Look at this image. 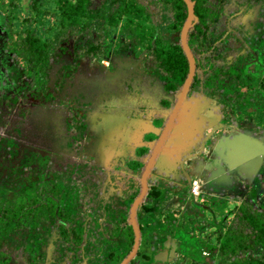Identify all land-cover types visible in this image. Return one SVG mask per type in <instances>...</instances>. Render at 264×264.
I'll return each mask as SVG.
<instances>
[{
  "label": "rangeland",
  "instance_id": "374dc122",
  "mask_svg": "<svg viewBox=\"0 0 264 264\" xmlns=\"http://www.w3.org/2000/svg\"><path fill=\"white\" fill-rule=\"evenodd\" d=\"M3 1H9L12 4L13 3H19L21 6L26 7L27 4L29 3L28 0H3ZM14 1V2H12ZM254 1V0H253ZM202 0L198 1V14H201L200 11V6H201ZM1 4V3H0ZM122 4V0H89L88 3H86L85 7L83 8V15L87 16L88 18L97 21V22H102V23H107L111 25L116 26V22H119L120 16H116L120 10ZM156 7V6H155ZM154 7V8H155ZM17 12H19L16 8H14ZM150 13L153 11L156 12L155 9L152 7L150 8ZM25 13V9L23 10ZM140 14V12H139ZM157 14V12L155 13ZM110 17L114 21L112 22L109 21ZM150 17V15L145 11L144 14L140 17V19ZM136 18V15L132 16V19ZM137 18H139V15H137ZM158 20V17L156 18ZM166 19L164 18V21ZM13 23V22H12ZM174 24V22H173ZM171 25L169 28V32L176 33L179 31V26L178 25ZM140 27L143 28L146 33V28L150 27L152 28V25L150 22H141ZM132 27H135L134 29L136 31H142L140 29H136L138 27V24ZM132 31L129 33L130 36H136L138 37L139 40L142 42H147V35L143 36L140 33ZM192 31V28H191ZM7 33V28L2 26L0 24V43L3 37ZM135 33V34H134ZM81 39L84 42H88L89 37L87 35L81 36L79 33H67L61 40V47L63 49H66L65 54H63L62 58L60 59V62H52L51 64V70H50V78L55 80L57 76L59 75V69L60 67L64 64H70L71 66L77 65V69L72 76L71 79L66 83L64 88L60 91V93H56L54 91V94L57 96V101L58 100H65V102L70 101L73 103L70 104L72 107H69V111L66 108H62L60 106L52 105V104H46L45 101H41L39 105L38 102L34 98H20L21 92L17 91L16 96H11L7 99H4L5 96L8 95V92L5 90L6 86H8L9 81L11 79L10 77V72L8 70V67H5L3 65V61L1 59V55L4 52L2 46L0 45V144L4 146L5 144L3 143L4 139L7 138H12L16 144L19 145L20 150L19 153V160H16L15 158H12L9 160V155L7 152L3 151V148L0 149V167L1 165L4 166H11L15 168L11 176H8V178H12L14 176L19 177L21 180H26L32 186L34 189L37 184L38 180L33 177L32 175L26 173L24 170L26 168V164L20 159H22V153L23 150L27 154V156L30 155L29 151L30 150H36L39 149V151H46L48 153L52 152V148L55 149L59 146L60 143L64 142V140L61 138V136L67 135L65 131V123L68 122L69 117H75V115L83 116L84 115V120L86 122V126L88 128L91 126L97 127V129L100 128L101 132H96V135L92 142L88 146V150L86 154L88 155H96L99 154V147L100 146H105V155L108 158L113 157L115 155V159H122L124 156L113 152L110 150L113 148L111 145L113 143H121L124 140H130V137L128 135V131L131 129L137 131L138 133H141L143 131L149 130V128H142V123L136 118L135 120L133 118L128 117L127 111H124L123 109L129 108L132 106L137 107L138 104L140 103H134L131 99L128 100V102H124L122 105H124L122 108L123 112H118L120 103H117L118 99H115L116 97H123L125 95V92L123 90V84L125 85L126 90L130 88L131 83L133 82V79L135 80V84L133 85V89L135 93L142 94H148L150 98L149 102V107H150V116L153 118H159L160 115L159 113L161 112L160 108L158 107V103H154V99L158 100L160 96V89L161 85L158 86L160 83L159 81H154L153 77L146 78L142 74L141 68L139 67V64H141V60L137 61L131 60L127 58V60L124 61V64H120L122 67H117V70L114 71L113 67L110 69L114 63L117 62V56L114 53V50L110 51L109 59L107 61H103L102 65H99L97 63H90L88 60H84L82 62L75 61L74 58L78 56L79 50L76 49V45L78 42H80ZM146 40V41H145ZM159 44V43H158ZM151 45H153V42H151ZM167 46L166 44L160 45L162 49ZM264 46V42L262 44ZM153 47V46H152ZM160 49V48H159ZM161 50V49H160ZM158 53H163L161 51H157L154 54L157 55ZM101 54V53H98ZM10 57L9 59V64L14 63L15 65V59L14 55L10 54L7 55ZM151 60V58H150ZM118 64V63H117ZM111 65V66H110ZM115 67V66H114ZM125 67L129 68V71H125ZM189 70V69H188ZM73 71V70H70ZM197 78L201 79V72L200 70H197ZM126 76V78L123 77V79L120 80L121 76ZM24 80V79H23ZM176 80L178 83H181L182 79L180 77H177ZM185 81V79H184ZM10 84L13 85V81H10ZM129 85V87H127ZM157 87L159 89L157 90ZM172 87V86H171ZM173 92L177 88L172 87ZM256 89L252 91V94H254ZM171 90H167V92H170ZM179 91V90H178ZM177 91V92H178ZM262 95V94H261ZM264 96V92H263ZM18 98V99H17ZM139 98H143L140 96ZM17 99V102H14V100ZM232 100L236 101L234 98H231ZM4 100V101H3ZM68 103V104H69ZM135 104V105H133ZM167 104L169 106L168 102H163V106L167 107ZM263 102L261 98L259 97V103L258 105L260 107L263 106ZM171 105V104H170ZM147 115V111L145 113V116ZM71 120V119H70ZM197 120V119H194ZM194 120H192L194 122ZM74 121V120H71ZM143 121V120H141ZM198 121V120H197ZM159 122L157 121L155 124L157 125ZM261 128L264 129V119H262V122H260L259 125H261ZM196 128V126H194ZM231 127V126H230ZM197 129V128H196ZM201 133L198 131L194 130L193 136L190 138L186 134L178 133V136H176L173 131L170 139L167 141V148L163 150V153H167L168 156L167 158H163V160L170 161L168 162V165H163L165 166L164 168H160L162 165L158 164L157 167L155 168L156 174L160 175V180L158 184H164L166 185L167 182L170 181V178L168 176H172V186H175L177 184H181L184 182L185 174L179 175V164L186 161L190 157H198V155L192 151L195 148V144L198 142L200 144V147L203 143V138H201L199 141L196 139L205 136L210 132L211 129L208 128H203L201 126ZM235 132H237V129H233ZM111 131H113L111 133ZM160 131V129H159ZM262 130H260L261 132ZM264 132V131H263ZM158 133V132H157ZM264 137V133L261 134ZM252 137H259V136H253V135H247L245 134L244 136L241 135H235L229 138L230 141L232 140H237L241 138V142H246V143H252L254 142ZM247 137V138H246ZM68 138V137H67ZM248 140V141H247ZM196 141V142H195ZM252 141V142H251ZM259 141V140H258ZM137 142V141H136ZM177 142V147H175V143ZM135 143V142H134ZM136 144V143H135ZM179 148V149H176ZM233 148V147H231ZM91 150L93 152H91ZM57 152H59V158L61 159H56L55 161L58 164H63L65 163L64 159H72L75 157V153L73 151H68L67 149L63 151L62 149H59ZM194 153V154H192ZM208 151L202 150V154H207ZM141 154V152L139 153ZM192 154V155H191ZM191 155V156H190ZM25 156V155H24ZM23 156V157H24ZM28 158V157H25ZM24 158V161H26ZM200 159L206 160L209 159L207 156L203 155L200 157ZM244 160V159H243ZM177 161H180L179 163ZM249 161V159H248ZM242 162V161H241ZM249 163V164H248ZM182 165V164H181ZM180 165V166H181ZM243 167L239 171L236 170L233 172L231 176H229L228 172H225V176H229L227 180V183L230 184L231 186H234V188L229 189V190H224V194H217L218 196H213L212 198H208L207 201L209 203H214L210 204L214 210V220L218 223L225 222L228 223L231 226H234V229H237L239 226V221H238V216L240 213L244 214L245 212V206L241 205L236 212L233 211L235 206H238L240 203H242L243 196V185L241 183L240 178L243 177L244 181L245 177L248 173L252 172L254 177L261 181V185H257L254 190L250 192V195L253 197H257V194H264V159L260 165H256V163L253 161L250 162H244L242 164ZM257 166V167H256ZM136 165H131V168L134 169ZM19 169H22L23 172H20ZM160 169V170H159ZM164 171H163V170ZM185 169H190V168H185ZM141 172V171H140ZM241 172V173H240ZM3 173L6 174V171L3 170ZM186 173V171L184 172ZM238 174L240 176H238ZM221 175V174H220ZM188 178L190 179V174L187 173ZM235 178V179H234ZM126 186L129 185L128 181L129 178L124 177ZM163 181H162V180ZM255 179V180H256ZM237 180V181H235ZM136 185H138V189H140V174L139 177L135 179ZM263 182V183H262ZM232 183V184H231ZM254 184V183H253ZM192 186V184H190ZM132 187V185H129ZM237 186V187H235ZM190 187V186H189ZM129 190V188H128ZM121 196L122 194H116ZM176 195V194H173ZM184 195V198L188 199L187 196L189 195ZM211 195H216V194H211ZM74 194L72 195V197ZM105 197L106 200V195H100ZM71 197V198H72ZM246 197V194H244V198ZM101 198H98L100 200ZM133 200V199H132ZM227 202L224 204V206L221 207L222 202ZM264 201V200H263ZM245 202V201H244ZM251 203V202H249ZM244 204V203H243ZM100 212L101 207L100 205H96ZM250 206V212L255 213V212H262V209H260L259 205H249ZM177 206L174 207L176 209ZM180 208V207H178ZM180 210V209H178ZM177 210V211H178ZM238 211L240 213H238ZM143 217L139 219V223L141 226V230L143 232V240L145 241L148 237V232L150 229L148 228V222L153 223L152 219L149 217V221L147 218H145L146 213L141 212ZM207 214L209 215L208 211L206 212V217ZM211 216V215H210ZM240 217V216H239ZM208 218V217H207ZM212 218V217H211ZM1 226V225H0ZM221 226L220 228H222ZM153 228V227H152ZM239 228V227H238ZM214 230V229H213ZM235 231V230H234ZM218 232H210L208 229L207 232L203 233L201 236H198V239H194L192 237H188L184 234L182 230H179L176 235V241H180V246L181 250H183L184 253H189L190 250H196L194 252V255H199L200 254V249H202L201 246L207 245L205 242L207 238L211 241V237L209 236H217ZM51 237L49 238L48 243L50 242ZM180 239V240H179ZM10 241H3L0 240V246L3 251L8 253L12 260L10 264H26L27 258L26 254L22 249H17L14 247V243ZM47 245L45 246V248ZM44 248V249H45ZM62 251H65V248H62ZM169 251V248H168ZM63 257H65V260H54L53 256L49 259V262L47 264H70L71 262L68 261L69 257L71 256L70 253H65L62 254ZM202 260V259H200ZM56 261V262H55ZM219 263V260H217ZM55 262V263H54ZM70 262V263H68ZM217 263V264H218ZM77 264V263H75ZM88 264H94L93 257L91 256L90 260H88ZM191 264V263H190ZM204 264V263H203Z\"/></svg>",
  "mask_w": 264,
  "mask_h": 264
},
{
  "label": "flooded vegetation",
  "instance_id": "af4514ba",
  "mask_svg": "<svg viewBox=\"0 0 264 264\" xmlns=\"http://www.w3.org/2000/svg\"><path fill=\"white\" fill-rule=\"evenodd\" d=\"M191 1L194 2L193 11H194V15L196 16L197 20H196V22L193 21L192 31L190 30V32L188 33V45H189V48H190V50L194 56L195 67H196V72H197L198 67H199V63H198L196 54H194V49L192 47L193 42H192V45L189 43V34L191 32L195 33V35L200 34L199 31H197V32L194 31V27H196L197 24H200L201 18L198 15V8H199L198 1L199 0H191ZM212 1L213 0H206V2L203 3V6L205 7V9H207V11L209 13L211 11V13L213 12L212 14L215 15L216 11L214 10V7L212 5V3H213ZM12 2H14V1H12ZM139 2L142 4V6L144 5L146 7L148 14H150V18H151V22H152L153 26H156V25L158 26L157 35H156L158 38L154 36V38L151 40V42L154 43L156 40L157 45L166 44V45H179L180 46V44H181L180 33H181L182 27H181L180 31L178 32L177 36L174 35V33L167 34V32H161V30L163 28L168 27L169 22H170V25H172L173 22L175 23L174 20L172 21L174 10H175L173 8L172 4L166 5L164 0H142V1L139 0ZM182 2H183V0H182ZM0 3H1L0 4V24H2V26L7 28V33H6L7 35H5L3 37V39L1 40V43H0V45L2 46V48L5 52L1 55V59L3 61V65L5 67H8V70L10 72V77H11L10 81L12 80L14 83L13 85H11L10 81H9L8 86H6L5 90L8 92L7 97L9 98L11 96H16L17 91H20L21 92L20 98H23V99H26L27 97L28 98H34L38 102L39 105H41L40 104L41 101H43V102L45 101L46 104H52V105L56 104V106L66 108L69 111L68 108L72 107V105H70L69 102H65V100H63V99L57 101V96H56V94H54V91H56V93H60V91L64 88V86L69 81V79H71L72 76L74 75V73L77 69V65L71 66L70 64H64L63 63V65L59 69V72H58L59 75L57 76V78L55 80L50 78V73H49L51 70L52 62H54V61L60 62V59L62 58L63 54H65V52H66V49H63L60 46L62 38L59 39V41L56 45V50H54L50 56L51 59L49 60L48 67L47 68L42 67L43 72L46 71V74L43 75L44 76L43 77L44 78V80H43L44 84H38L35 82L32 84V82H33L32 77L26 78L23 76V77H21L20 80L19 79L15 80V78H13L12 76L14 74H16V72L12 69L16 68V69H18V71H22V66H21V61H20L19 55L15 54V52H13L11 50L10 46H11V43L13 41H16L17 36H18L17 35L18 30H14V29H16V27H15L14 23L12 24V21H10L9 16L7 14V11L9 8H13L12 6H16V9L19 11V12L16 11L17 16L23 18L24 17L23 15H25V13L23 12L24 9L22 8L21 4H19V3H13L12 4L9 1H3V0H0ZM184 5H185L186 17H187V7H186L185 3H184ZM151 7L156 10L157 14H155L156 13L155 11L150 13L149 10ZM26 8H27V6L25 7V10H26ZM166 11H168V13ZM163 12L166 15H169V19H168L167 23L162 21ZM157 17H158V20H156ZM186 17H185V20H186ZM83 19H84V21L89 22L91 24L90 31L77 32L76 30H72L70 32H67V33H74V35L76 33H79L81 36L87 35L89 37L88 42H84L81 39H79L80 42H78V44L76 45V49L79 50L80 52H79L78 56H76V58H74L75 61L82 62L84 60H88V62H90V63L92 62V63H97L99 65H102L103 61H107L109 59V55H110L109 52L111 50L112 51L114 50L115 55L118 54L119 57H122L125 60H127V57H123V54L126 52L129 53V55L133 56V58L131 56L128 57L131 60L130 62H132L133 60H136V59H137V61L141 60L140 65L144 67V77L150 78V79H151V77H153L154 81L160 82L158 84V86L161 85L159 99L161 98L162 102L164 101V102L169 103V106L167 104V107H165V109H166L164 111L165 115L163 117L161 116L160 121L156 120L159 122V124L157 123V127H159L160 133H161V130H163L166 122L168 121V114L167 113L171 110L173 105L176 103L175 95L179 92L178 90H180L182 84L184 83V80L180 81L181 83H178V81L175 78L174 79L171 78V76L161 68L162 65L159 64V59L155 58L152 51L150 50V47H149L150 43H149V37L148 36H147V42H142L141 40L138 39V37L136 35L130 36L129 35L130 32L127 29L123 30L122 29V27H123L122 23L116 22V26L115 25H109L107 23L94 21V20L88 18V15L83 16ZM185 20H184V22H185ZM184 22H183L182 26L184 25ZM109 28L114 29L116 31V33L112 35L113 43L111 44V46H105V43H103V42H104V40H107V39L104 38V36H105L104 33H106V34L109 33L110 32ZM161 34H162V36L160 37L159 35H161ZM91 44L96 46L94 53H88V46ZM180 48H181V46H180ZM255 49H257L258 54H260L261 49H259V47H257V46L255 47ZM181 50H182V48H181ZM98 53H101V54H98ZM182 53H183V51H182ZM10 54L14 55L15 65H14V63L9 64L10 57L7 55H10ZM183 55H184V53H183ZM150 58H151V60H150ZM185 59H186V57H185ZM186 61H187V59H186ZM78 64H79V62H78ZM187 64H188V61H187ZM114 65H117V64L114 63ZM114 65H112V66L110 65L111 66L110 69L112 67H114ZM188 69H189V64H188ZM70 70H73V71H70ZM196 72H195V75L193 78V82L190 86L189 92L187 93V96H190L191 90L192 89L194 90L197 87L196 83L198 81V78H197ZM238 74L241 76V74L239 72H238ZM254 74L260 75L258 72L257 73L255 72ZM26 82L31 85V88H32L31 91L23 86ZM133 85L134 84L132 82L130 87L131 86L133 87ZM19 86H21V88ZM128 86L129 85H127V87ZM171 86L174 88H177L176 93H175V91L173 92V89ZM158 89H159V87H157V90ZM167 90H171V91L166 92ZM252 90H254V89H252ZM164 92L168 93V95H170V94L173 95L172 100L171 99L169 100L168 98L162 99V97H163L162 94ZM138 94L139 93H137L134 96V100L136 98H138ZM14 102H17V100H15ZM262 102L264 103V98L262 99ZM260 111H261V113L264 111V104L262 107H260ZM72 116L69 117L68 122H66L65 126H64L66 134H67V135L61 136V138L64 140V142L60 143L57 148H55V149L52 148V150H51L52 152H50V153H48L46 151H39V149H37V151L36 150H30L29 151V153L32 152V155H33L31 162H30V167H33V170H35V168L39 164H42V166L40 165V169L36 173L37 176L35 178H37L38 184L35 187V189L39 190L43 186V181H45L48 196H50L54 200L56 198V196L54 194H56V192L58 190H61L62 192H60V194H65L67 196V199L68 198L70 199V201L68 200L70 203V205L68 207L70 209H72L71 216H70L69 220H66V216L62 217L61 215H59L58 210L56 209L54 211V214L48 215L45 223L41 222L40 225H38L39 227L36 229V231L40 230V227H42V226L46 227L48 229V231L51 233V235L54 231L55 236L65 238L61 245H62V248H65L66 251H69L68 250L69 245L72 246L75 244V239L78 237L79 234L82 235V238H83L82 241L83 242L92 243L93 245H97V246L99 244L101 245V243H104L107 245L109 243L108 242L106 243V238H105V236H103V233H100L98 235V237H96L95 236L96 234H94V233L91 234V231L97 229L100 232H102V230L107 232V230H109V231H112V233H115V237L118 238L120 235V232H122L121 230L126 232V231H128V228H129L130 231L132 232V235H133L132 242H130L128 237H126V233H125V235L120 236L122 238L121 245L123 247V250L126 247V245L129 244V251L125 255V257L122 259V261H123L129 255L131 250L133 249V246L135 243L134 242L135 236H134L133 228L131 226H129V224H127L126 222H124L126 224L125 226H124L123 221L121 222V219H122L121 214L124 212V211H122L119 215V212L121 211L120 210L121 200H122V198H124L122 201V204H124V203L126 204V202L130 199V197H132V199L134 200L139 194H122L121 196L116 195V194H104V195H106V198L108 200H106L105 197L102 198V196H100L103 194H85V190H84V187L82 184L84 182V170L87 167L88 168L91 167L93 172L97 173L100 169L93 162L94 154H92V155L88 154L87 155L86 152L88 150L89 144L94 139L96 132H101V131H100V128L97 129V127H94L95 125L91 126V127L88 126V128H87L86 122L84 120V118H85L84 115L79 116L77 114V115H75V117H72ZM70 119L74 120V121H71ZM196 122L201 123L200 121L195 120V123ZM191 123L194 124V122H191ZM194 125H196V124H194ZM159 129L156 130V132L152 136L147 135L145 137V140H148L149 142H151L148 144V147L145 148V149H147V154L148 153L151 154V151H152L151 146H155L157 141L159 140L160 134L158 135V133H157V132H159ZM201 138H203V144L206 145L207 142L209 141V140H207L206 133H205V136L199 137V140ZM7 139H11L15 145L10 146V147H4V149L6 150L7 153H8L9 149L14 150L15 154H12V155L15 156L16 160H18L19 153H20V152H18L20 150L19 145L16 144V142L12 138H7ZM166 144L167 143L165 140L164 143H162V148L160 149V153L156 159L155 164L157 163V164L166 166V165H168V162H170L167 160H165V161L163 160V158H167V156H168L167 153H165V154L163 153V150L167 148ZM59 149H62L63 151H65L66 149L68 151H73L75 153V157H73L72 159L65 158L64 159L65 163L58 164L55 160L60 157L59 152H57ZM5 150H3V151H5ZM192 151H194L197 155H200V154H201L200 156L204 155V154H202V150H201L200 144L198 142L195 144V148ZM91 152H93V151L91 150ZM192 154H194V153H192ZM22 155L27 156V154L24 152V150H23ZM59 159H61V158H59ZM199 159H200V157L199 158L190 157L186 161L183 162L184 165L182 163L179 164V165H181V164L183 165L181 167L182 171L179 172V174L180 175L185 174L186 176L184 179H186V180H184V182L181 184H177V186L182 187L181 193H183L185 195L186 194H193L192 193V187H193L194 182L198 185V194H202L201 190L206 189V187L204 186L205 181H204L203 176H201L200 178L198 177L197 179H193V177L190 176V179H189L187 176V173H189V172L187 171V169H185V168H191L189 163L194 164L195 161L199 160ZM20 161L24 162V159L22 158V159H20ZM201 161H204V160L201 159ZM177 162L179 163L180 161H177ZM146 163H147V161H146ZM26 164H27V161H26ZM153 165H154V163H153ZM165 166H163L161 168H164ZM152 168H153V166H152ZM185 171H186V173H184ZM205 176L206 177L209 176L208 171L205 172ZM147 184H148V182H147ZM190 184H192V186ZM167 186H168V184L166 183L165 187H167ZM108 188H109V186L106 188V190ZM98 190H100V188H98ZM208 190H209V196H207V197L212 198L214 195H211V194H214L215 191L211 187H209ZM250 190H252V188H249L248 192ZM139 193L141 194V191H139ZM222 193H225V191L224 190L221 191V194ZM73 194H74V196L72 197ZM165 195L166 194H157V196L151 197L149 194V191H148L146 197L144 198L143 202L141 203L140 208H142V206L143 207L147 206L146 200L148 202L150 200V202H152V203L149 206H154V212H156L158 210L159 203L163 200V198H161V197H164ZM247 196L248 195L246 194V197L245 198L243 197V199H242L243 202L240 203L238 206H235L233 211L236 212V210L241 205H244L246 207L245 210L250 208L249 205L254 206L252 203H249ZM98 198H101V199L98 200ZM147 198H151V199H147ZM259 198H258V200H259ZM71 199H75L77 201H75V203H74L73 200H71ZM118 200H120V201H118ZM205 200L202 203V206H204V207L206 206V208L213 210L212 206H210V204H213V203H209L207 201V199H205ZM132 203L133 202L131 200H129V206H131ZM225 203L226 202H223L222 206H224ZM96 205H100L101 210H102L101 212ZM63 206H65V205L63 204ZM260 207L262 208L263 206L260 205ZM159 211L161 212V209ZM126 212L127 211H125V213ZM206 212H207V210H204L205 215H206ZM238 213H240V212L238 211ZM138 214H137V216H139ZM176 214L178 215L179 213L176 212ZM176 214L174 212V215H176ZM162 215L165 216L163 213H162ZM207 217H208V219H207V222L205 224H211L210 214L209 215L207 214ZM138 224H139V229H140L139 221H138ZM149 224L151 227H154L153 223L149 222L148 225ZM228 227H229V224L223 222V229L216 228V227L209 228L210 232H214V231L218 232L217 236H209V237H211V241L209 240V242L212 245V248H215V247L217 248V246H218L217 238L220 235L222 236V235L226 234L227 232H229ZM32 230H34V229H32ZM140 232H142V231H140ZM151 232H153L152 233V239L148 238V239H146L145 242L141 239L137 252H140V250H144L146 252H148V251L151 252L152 250L156 251V249H158L157 248L158 247V244H157L158 236L154 232V228L151 229ZM192 232H193V235L196 237V233H194V231H192ZM150 236H151V233H150ZM92 239H94V242L92 241ZM67 240H68V242H67ZM47 241H48V239H47ZM22 244H23L22 241H18L17 243H14L13 245L17 249H19V248L22 249ZM117 244L120 245V242H117ZM44 245H42V246H44ZM169 247H170L169 253L172 250V254L174 256V253H176L175 246H169ZM1 251L4 252L2 249H1ZM216 253H217V250H214V251L212 250L211 252H209V255H208L209 257L212 258L213 264H217L218 263L217 260H219V259H216V256H215ZM6 254H8V253H6ZM56 254H58V260H65L66 259L65 257H63V255H62V257L60 256V252H58V248H56ZM91 254H92V251H85L82 258L90 260L91 256L93 255V254L92 255ZM138 256H140V255L138 254ZM9 257H10V261L8 264H10L11 260H12L10 255H9ZM26 257H27V255H26ZM135 260H136V255L134 256V258L132 260H130L128 262V264H135ZM70 262H68V263L73 264L72 261H70ZM45 263H46V261L43 258V264H45ZM97 264H102V262H99Z\"/></svg>",
  "mask_w": 264,
  "mask_h": 264
},
{
  "label": "crops",
  "instance_id": "0c3cea01",
  "mask_svg": "<svg viewBox=\"0 0 264 264\" xmlns=\"http://www.w3.org/2000/svg\"><path fill=\"white\" fill-rule=\"evenodd\" d=\"M212 2L216 14L213 15V12L211 13V11L210 13H207V29L205 32L196 35L197 39L192 45L194 54H196L199 63L198 70H200L202 78L198 79L196 83L197 87L190 92V96L194 97L191 101V106L193 108L201 106V110L197 115H191L187 110V115L182 114V119L190 120L191 122L192 118L197 119L201 122H198V124L203 128H212L211 130H216L214 136L217 137V143L212 150L208 145L209 141L206 145H201V150L208 151L206 156L209 159L204 161H201V159L196 160L195 163L191 165V168L189 170L187 169L193 179L203 176L202 172L207 166H209V163H212L213 161L214 163L218 162L222 165L221 159L218 158L219 154L226 155V153L232 151L233 148L231 149V147H236L239 150L244 149L246 142H241V138L230 141L229 138L232 136L246 133L260 137L261 134L264 133V129L261 128L262 124L259 125L260 122H262V119H264V111L261 113L260 106L258 105L259 97L262 99L264 98V84L260 87L258 85V79H255L261 78L264 82V46H262L264 42V0H213ZM256 46L261 49L260 54H258L257 49H255ZM254 54L256 57L253 56ZM116 56L118 58L116 64H118L114 65V71L117 70V67H122L120 64H124L125 61V59L119 57L118 54ZM129 56L133 58V56L129 55L127 52L123 54V57L128 58ZM139 67L144 75V67L140 64ZM125 71H129V68L125 67ZM255 72H258L260 75H255ZM123 77L126 78V76L123 75L120 77V80L123 79ZM133 84H135V80H133ZM125 85L126 84H123V90L127 93H125L123 97L119 96L115 98L118 99L117 103H120L118 112H123V110L127 111L128 117L133 118L134 120L137 118L142 123V128H149V130L138 133L130 127V131H128L130 137L129 141L126 139L121 143L119 142V144L113 143V145H111V147L113 146V148L110 149L112 153L116 152L124 156L122 159H118L119 157L115 159V155L107 159V156L105 155V146H100V153L94 155L93 158V162L98 168H100L99 171L94 173L91 167H87L84 170V182L82 184L85 194H140L139 191L142 192L143 174L147 166L146 161L148 162L150 157V153L147 154V149L145 148L151 143L148 140H145V137L147 135L152 136L156 130L159 129L155 124L157 122L156 120H161V116L163 117L165 115L164 111L166 109L163 106L164 101L162 102L161 98L158 100L154 99V103H158L161 112L159 113V118L152 119L149 115V95H145L143 92L142 94H138V98L134 100V96L137 93L134 92L132 86V88L130 87V89L126 90ZM252 89H256L254 94H252ZM166 92L162 94V99L168 98L169 100H172L173 95H168ZM140 96L143 98H139ZM190 96L186 95V98H189ZM231 98H234L236 101ZM130 99L134 103L136 102L140 104H138L137 107L132 106V108L120 109L124 106L122 104L128 102ZM70 104L73 105L71 101ZM146 111L147 115L145 116ZM222 125L226 126L224 130L220 128ZM234 128L237 129V132L233 130ZM260 130L262 131L260 132ZM112 132L113 131H111V133ZM224 136L227 138H223ZM140 152L141 154H139ZM212 152L217 153V155H214V158L217 160L211 161L210 156ZM131 165H136V167L132 169ZM161 167H163V165ZM155 168L156 167H153L147 176L148 191H150L151 188L156 187L159 194H166L164 197H161L163 200L159 203V208H162L164 202L165 205L168 204L167 207H171L174 205L172 204L174 199L176 200L177 198L175 197L176 195L173 194H183L181 193L182 187L177 185L172 186L171 174L168 176L170 181L167 182V187H165L164 184H158L161 176L156 174L158 172L155 171ZM181 171V166H179V172ZM139 174L140 189H138V185H136L135 182V179L139 177ZM124 177L129 178L128 184H131L132 187L129 185L126 186ZM256 180L254 181L253 186L250 187L252 190L255 188L254 185H256ZM108 186L109 188L106 190ZM98 188H100V190H98ZM123 199L124 198L121 200V211L119 212V215L122 211H127L125 213V222L132 227L130 221L131 206H129L128 202L129 200L133 202L135 199L132 200V197H130L126 204H122ZM54 200L57 203L60 202L57 198ZM146 202L148 205L152 203L150 200L149 202L146 200ZM139 207H141V205ZM139 211L140 210H137V213L141 214ZM174 212L176 214V211L171 210V215H173ZM158 213H160V211H156L151 215L153 224L157 223L159 220ZM166 214L164 213V215ZM171 215L169 214L170 217ZM176 216L178 215L176 214ZM165 224H167L166 219L162 222V226ZM125 225L126 224L124 223V226ZM189 226H191V224L187 227L188 232H191L193 235ZM193 227L198 226L195 223L193 224ZM22 233L29 234L27 229H23ZM30 233L31 236H33L34 231H31ZM93 233L96 234V237H98L100 233H103L106 240H109L112 244L120 242L121 245V235H119L118 238H115L112 231L107 230V232H105L102 230V232H100L95 229L91 231V234ZM176 234L177 231L174 235ZM197 235L198 234L196 233V236ZM50 237L51 239L48 243ZM167 238L169 246H175L176 248V238L166 236V239ZM64 239L65 238L55 236L54 231L52 235L50 233L47 243L42 246L41 249L43 258L46 261L45 264L49 262V259L52 256L54 260H58L56 248H58V252H60V256L62 257V254L66 251H62L61 244ZM18 241L24 243L26 242V238L20 237ZM92 241L94 242V239H92ZM86 243L88 244V242L81 243V245L73 252L67 251V253L71 254L68 261H72L73 264H88V259L82 258L85 252L84 246ZM46 245L47 247L45 248ZM170 252H172V250ZM92 254V257H94L93 260L95 258L97 259L96 252H92ZM184 254L187 255V253ZM184 254H180V258H178L173 264H184L183 261L189 262V260H187L188 257H184ZM99 255L100 253L97 254V256ZM171 262H174V260Z\"/></svg>",
  "mask_w": 264,
  "mask_h": 264
},
{
  "label": "trees",
  "instance_id": "16d2710c",
  "mask_svg": "<svg viewBox=\"0 0 264 264\" xmlns=\"http://www.w3.org/2000/svg\"><path fill=\"white\" fill-rule=\"evenodd\" d=\"M28 1L29 3L23 18L17 16L16 10L14 9L16 6H12L13 8H9L7 11L10 21H12L16 27L14 30H18L17 39L11 43L10 47L11 50L15 52V54L19 55L22 66V71H18L16 68L12 69L16 72V74H14L12 77L15 78V80H20L23 76L26 78L32 77V84L34 82L38 84H44L43 75L46 74V71L43 72L42 67H48L49 60L51 59L50 56L52 52L56 50V45L59 39L63 38L67 32L72 30H76L77 32L90 31L91 24L84 21L83 19V8L85 7L86 3L89 2V0ZM164 2L166 5L172 4L173 8L175 9H173L174 14L172 21H175L173 25H178L180 31L186 17L184 3L182 0H164ZM205 2L206 0H202V5L200 6L201 14H198L201 18L200 24H197V26L194 27V31H199L200 33L205 32L207 29L206 20L208 17V11L203 6V3ZM22 8L25 9L24 6H22ZM145 11L147 12L146 7L144 5L142 6L139 0H122L120 10L116 16H120L119 23H122L123 30L127 29L129 32L136 31L134 29L135 27H132V25L134 24V26H136V24H138L136 29H140L142 31L136 32L143 36L147 35L149 37L150 50L152 51L154 57L159 59V64L162 65L161 68L166 71L171 76V78L176 79L177 77H180V79L183 81L188 73V64L180 46L167 45L162 49L159 47L160 45H157L156 40L153 45H151V40L154 38V36L157 37L156 35L158 26H153L150 17L140 19ZM166 12L168 13V11ZM133 15H136V18L132 19ZM137 15H139V18H137ZM164 18L166 19L165 21ZM168 19L169 15H166L163 12L162 21L167 23ZM111 20L113 22L114 18L112 19L110 17L109 21ZM144 21L150 22L152 25V28H146L147 33L143 31V28L140 27V23ZM170 26L171 25L169 22L168 27L163 28L161 32H167V34H171L172 32H169ZM109 31L110 34L104 33V38L107 39L103 42L105 43V46H111L113 43L112 35L116 33V31L112 28H109ZM178 32L174 33V35L177 36ZM159 36L161 37L162 34ZM196 39L197 36L195 33L191 32L189 34V43L192 45L193 42L194 44ZM95 49L96 46L92 44L89 45L88 53H94ZM157 51H161L163 53H158L155 55L154 53ZM255 79H258L259 86L264 84L261 78ZM23 86L30 91L32 90L31 85L27 82ZM19 87L21 88V86ZM7 98V96L4 97V99ZM3 143L5 144L4 146L0 144V149L3 148V150H5L4 147L15 145L11 139H4ZM4 152H6V150ZM12 154H15V151L9 149V160L15 158V156ZM23 156V159L28 157L25 158L27 164L26 161H24L26 164L24 171L33 177H36V173L42 164H39L35 170H33V167H30V162L33 157L32 152H30L29 156ZM3 170L6 171V174L3 173ZM14 170L15 168L11 166L9 167L1 165L0 167V240L8 241L10 239L11 242L17 243L20 237H25L26 242L22 244V250L27 255L26 264H43V255L41 249L42 245L47 243L50 232L44 226L40 227V230L38 231H36V229L39 227L38 225H40L41 222L45 223L48 215L54 214L56 209L58 210L59 215L62 217L66 216V220H69L72 212V209L68 207L70 205V199H67L65 194H60L62 191L58 190L54 195L60 202H55L53 198L48 196L45 181H43V186L38 190L35 188L33 189L32 186L26 182V180H21L17 176L8 178V176L12 175ZM19 171L23 172L22 169H19ZM257 185L262 186L258 179L256 180V185L254 186L257 187ZM251 191L252 190L247 193L248 201L253 205H262L263 207H260L262 212L257 211L252 213L249 211L250 208H248L245 211L247 214L241 213L239 215L240 217L238 216L239 228L237 227V229H234V226L229 225V232L222 236L220 235L217 238V248H212L209 240L205 241L207 245L205 244V246H201L202 249H200V252H211L212 250H217L215 256L216 259H219L218 264H264V194H257L256 198H252V195H250ZM149 194L151 197H155L157 194H159V191H157V188L154 187L150 189ZM71 200H73L74 203L77 201L75 199ZM63 204L65 207H63ZM141 210V212L146 213L145 218H147L149 221V217L151 218V215L154 213V206H149L147 203V206H142ZM138 215L139 216L137 217L139 221L143 215ZM121 216V222H125V212H123ZM165 219L166 217L162 215L160 220H158L157 223H154V230H158L160 233L170 236L171 238L176 237L177 234L174 235L176 231H187L182 227H179L177 230H167L164 227L166 224L162 226V222H164ZM148 228L150 231L148 232L147 239H152V227L148 225ZM23 229H27L29 234H23ZM31 231H34L33 236H31ZM121 231L122 232H120V235H125L126 233V237H128L129 241L132 242L133 235L130 229L128 228V231L126 232L123 230ZM140 231H142L141 226ZM194 233L197 232L194 231ZM113 236L115 237V233ZM141 236V239L143 240V232H141ZM190 237L196 240L194 235ZM82 240V235L79 234L75 239V244L72 246L69 245L68 250L72 252L75 251L83 242ZM107 242L109 244L106 245L101 243V245L99 244L98 246H94L92 243L85 244V251H92L94 253L96 252L97 259H94L95 264L99 262H102V264H119L129 251V244H127L123 250L122 245L117 243L112 244L109 240H106V243ZM153 251L155 250H152L151 252L140 250V252H137L135 264H147L150 261ZM182 252L183 250H180L179 253L184 254ZM98 253H100L99 256H97ZM138 254L140 256H138ZM193 254L194 252H190L187 255L184 254V257L190 256L196 262L191 264H199L201 261L200 258L198 256L193 257ZM9 261V255L6 254L5 251L2 252L0 246V264H8Z\"/></svg>",
  "mask_w": 264,
  "mask_h": 264
},
{
  "label": "water",
  "instance_id": "95a60500",
  "mask_svg": "<svg viewBox=\"0 0 264 264\" xmlns=\"http://www.w3.org/2000/svg\"><path fill=\"white\" fill-rule=\"evenodd\" d=\"M183 2L186 4V7H187V17H186V20L184 22V25L182 26L181 33H180V39H181L180 46H181L182 51H183V53H184V55L188 61L189 70H188V74L186 76V79H185L184 83L182 84L179 92L175 95L176 103L173 105L171 110L167 113L168 114V121L166 122L163 130H161V133H160V131L158 132V135L160 134L159 140L157 141L155 146H151L152 151H151V154L149 157V161L147 162L146 170L143 174L142 192H141V194H139L135 198V200L133 201L131 208H130V221H131V225H132V228L134 231V236H135L134 242L135 243H134L133 249L131 250L129 255L120 264H128V262L130 260H132L137 253V250H138V247H139V244L141 241V232H140L139 224H138L137 210H140L139 212H141V208L139 206L143 202L144 198L147 195L146 193L148 191L147 176H148V173L150 172V169L152 168V166L157 167V165H158L157 163L155 164V162H156V159L160 153V149L162 148V143H164L165 140L167 143V141L170 139L173 131H175L174 134L176 136H178V133H182V134L188 135L190 138L193 136V134L195 132L194 130L201 133V130H200L201 126L198 124V122L195 123V120L193 118H192V120H194V124H196V125L191 123L190 120L182 119L183 115H187V110L189 111V114H191V115H197V113L198 112L200 113V110H201V106H198L195 108H193L191 106V101L194 97L191 96L189 98H186V95L190 89V86L193 82V78H194V75L196 72L194 56H193V54L189 48V45H188V33L190 32L191 28L193 27V21L196 22L197 18L194 15V11H193L194 2L191 0H183ZM253 56L256 57L255 54ZM194 126H196L197 129ZM220 128L224 130V128H226V126L222 125V127H220ZM210 129H212V128H210ZM215 131L216 130H210V132L207 134V140H209L208 145L211 148V150L214 148V146H216V143H217V137L214 136ZM245 134H242L241 136H244ZM247 135H251V134H247ZM223 138L226 139L227 137L224 136ZM250 138H252L254 142L251 141L252 143H250V142L246 143L245 147L243 146L244 147L243 150L242 149L239 150L238 148L233 147V149L231 148L232 151L226 153V155L219 154L218 158L221 159L222 165H220L218 162L214 163L213 160H217L216 158H214V155H217V153L212 152L210 158H211V161H213V162L209 163V166H207L205 168V170L202 172L203 178L205 181L204 186L206 187L205 190H201L202 194H196V195L187 194V195H189V196H187L188 199L187 198L185 199L183 194H176L175 197H177V198H176V200L174 199V201L172 203V204H174L173 206L167 207L168 204L165 205L164 204L165 202H164L162 204L163 205L162 208L158 207L159 210L161 209V212L158 213L159 214V218H158L159 220L162 217V213L166 214V212H167V214L165 215L166 223H167L165 225V227L167 230L168 229L169 230L170 229L177 230L179 227H182V228H185L187 230L186 232L184 230V234L186 236L190 237L192 235V233L188 232L187 227L189 224H191V226H189V227L192 231L197 232L198 235L196 236V239H198V236L199 235L201 236L203 233L207 232V230L209 228H212V227L220 228L221 226H223L222 221H220L221 223H218L214 220V218H215L214 217V211L209 209V208H206V206L205 207L202 206V203L204 202L205 199H208L207 196H209V190H208L209 187H211L213 190H215V194L216 193L221 194V191L226 190V189L229 190V189H231V187H232V189L234 188V186H231L230 184L227 183V180L229 181L228 177L231 176L233 174V172H235L234 171L235 168L237 171H239L241 169V167H243L242 164L244 162H246V161L250 162V161H252V159L256 163V165H260L262 163V161L264 159V137L261 135L260 137L250 136ZM196 140L198 141L199 138H197ZM177 145L178 144L176 142L175 147H177ZM176 149H179V148H176ZM228 151H230V150H228ZM200 155H198V157H201ZM204 155L206 156L207 154H204ZM248 159H249V161H248ZM153 163H154V165H153ZM182 164H183V162H182ZM189 164L191 167L192 163H189ZM181 167H182V165H181ZM211 168H212V171H211ZM207 171L209 172L208 177L205 176V172H207ZM225 172H228L229 176H225L226 175ZM238 176H240V175L238 174ZM244 177H245L246 182L244 181L243 177L240 178L241 183L243 185V190H242L243 194L241 195V197L242 196L244 197V194H246L247 191L249 190V188L251 186H253V183L256 179L252 172L248 173ZM235 181H237V180H235ZM235 187H237V186H235ZM214 196H218V195L216 194ZM222 204H223V202L220 204L221 207H222ZM175 206H177L176 209H174ZM178 207H180V208H178ZM178 209H180V210H178ZM159 210H157V212H159ZM171 210L179 213L178 216H176L174 214L171 215ZM204 210H207L208 213L211 215V217H212L210 219L211 224H205L207 222L208 218L206 217ZM169 214L171 215V217L169 216ZM195 223L197 224L198 227H193V224H195ZM221 229H223V227ZM154 232L158 236V238H157V244H158L157 248L158 249H156V251L152 252V255L150 257V261L147 264H173V263H175L177 261V259L180 258V253H178V251L181 248L180 243H179L180 241H176V253H174V256H173L172 252L169 253V251H168V248L170 249V247H169L168 238L166 239V235L160 233V231H158V230H154ZM208 240L209 239L207 238L206 241H208ZM195 251L196 250H194V251L190 250V252H195ZM207 252H209V251H207ZM189 253H187V254H189ZM202 253L203 252H200L199 255L193 254L192 256L193 257L198 256L200 259H202L199 262V264H203V263L204 264H213L212 258L209 256H204ZM172 260H174V262H171ZM187 260H189V262L183 261L184 264L196 263L195 260H193V258L190 256L187 258Z\"/></svg>",
  "mask_w": 264,
  "mask_h": 264
},
{
  "label": "built area",
  "instance_id": "2783aa9c",
  "mask_svg": "<svg viewBox=\"0 0 264 264\" xmlns=\"http://www.w3.org/2000/svg\"><path fill=\"white\" fill-rule=\"evenodd\" d=\"M192 193H193L194 195L198 194V185H197L195 182L193 183ZM202 254H203L204 256H208V255H209V253H208L207 251H204Z\"/></svg>",
  "mask_w": 264,
  "mask_h": 264
}]
</instances>
